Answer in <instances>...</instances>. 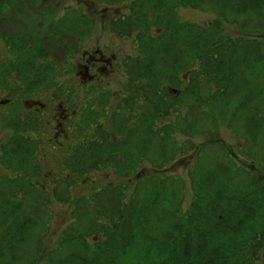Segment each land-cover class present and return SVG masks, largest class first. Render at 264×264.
Segmentation results:
<instances>
[{
	"label": "trees",
	"instance_id": "obj_1",
	"mask_svg": "<svg viewBox=\"0 0 264 264\" xmlns=\"http://www.w3.org/2000/svg\"><path fill=\"white\" fill-rule=\"evenodd\" d=\"M94 1L107 3V8L125 7L127 13L110 21L111 30L125 37L139 33L140 49L147 48L142 55L122 59L121 75L127 73L129 79L122 103L111 110L116 117L100 107L104 120L119 126L111 131L118 138L110 137L98 117L89 126L83 117L82 125L76 122L88 159L77 154L67 159L70 173L83 178L70 181L64 172L51 184L53 191L81 184L86 171L99 169L104 156L116 179L73 201L67 236L57 250L44 252L41 264H264V39L248 37L264 27V0ZM182 8L212 12L220 20L182 23L177 17ZM80 19L87 23L85 16ZM52 23L64 24L60 31L75 35L64 19ZM229 25L239 33H225ZM155 26L159 34L152 32ZM27 37L19 33L17 41L6 40L18 59L0 72V83L27 85L38 74L32 58L42 57L44 66L42 45L33 49ZM161 48L170 52L163 55ZM180 70L184 77L178 76ZM90 95L88 105H97L100 92ZM16 106L23 110L20 101ZM39 123L38 133H25L24 139L8 133L11 139L2 144H7L3 159L27 176L0 180V192L7 190L0 196V264L39 261L23 255L29 241L36 254L43 243L39 233L46 216L41 213L49 202L47 192L32 180L43 182L50 175L30 160L29 154L43 143L39 129L49 132L53 125L46 113L33 122ZM14 130L19 133L16 125ZM231 140L240 145L238 158L249 162L247 168L234 162L239 145ZM176 159L185 162L191 184L186 211L181 209L183 182L174 174L143 176L130 194L127 181H115L123 176L129 180L148 164L172 168Z\"/></svg>",
	"mask_w": 264,
	"mask_h": 264
},
{
	"label": "rangeland",
	"instance_id": "obj_2",
	"mask_svg": "<svg viewBox=\"0 0 264 264\" xmlns=\"http://www.w3.org/2000/svg\"><path fill=\"white\" fill-rule=\"evenodd\" d=\"M0 1V72L4 71L8 66L14 63L15 59H18L16 56L10 54V49H8L6 40L10 39V41L12 40L13 42L17 41L15 37L19 33L28 35V41L26 43L30 46L33 44V49L37 44H40L45 52L44 66L40 63L42 57L31 59L34 68L38 69V74H33L36 78L33 77V80L30 79L27 85L22 86L17 82L15 83V86H11L4 80L3 83H0V94H3L0 96V155L3 154L4 147L2 144L8 133H12L14 137L23 139L25 138L23 136L25 133H30L31 131H34V134L38 133V130L35 129L40 126V123L34 125L33 122L38 121L39 117L44 116V113L49 112L51 106H57V109L59 110L57 111L58 113L55 112L50 115V119L53 123L52 128L57 127L58 130H61L62 128L63 134L65 135V137L62 135V138L59 139L58 143L48 145L51 141H46L44 136H47L48 138L50 137V139L52 136H49V132H44L39 129L42 141L46 142L40 144V147L44 148V153L29 154L31 156V162H37V165H34L35 168H40L41 173L45 174V176L50 172V175H48L46 177L47 179L45 178L43 182L41 179L32 177L33 184L38 187V190L42 193L45 191L49 195V202L43 205L44 212L41 213V215L45 213L46 216V221L45 223H42L43 228L39 233L43 243L37 254L34 249L36 247L30 241L27 249L23 250V255L29 256L31 259H34L35 256V259H39L38 264H41L44 252L46 250H57L60 243H62V240L67 236L66 230H69V224L72 223V215L69 209L73 205V201L77 198L88 196L95 190V188H97V186L102 185V183L109 179H116L115 174L114 177L112 175L111 168L113 166L109 164L107 157L104 156L102 158V163L98 166L99 169H92L90 172L86 171L85 181L80 179L78 183L81 184L68 186V189L71 188L70 191H66L67 188H57L56 191H53L54 189L51 187L53 182L62 179L64 172H66V176L70 181H74L75 178V181L79 178H83L81 177L83 174L78 176L76 172L70 173L69 169H72V165L69 163L70 160L67 159L71 154H77L86 161L88 159V152L85 151V148H83L84 150L81 149L79 145L81 139H77V134L79 135L76 127L77 123L82 125L84 122L85 126H89L88 124H94L97 119L96 117H98L99 121L103 124V128L106 130L108 129V133L111 134L110 137L118 138V135L115 133L113 136L111 131H114L115 126L117 128L119 126L112 123L111 120H104V117L100 114V107H104L106 113H110L111 117H116L115 112H112L111 110L119 103H122L123 94L126 90L125 88L128 85L129 79L127 73L121 75V73L125 71L122 59L127 56H133L134 54L136 56L142 55L147 47L142 45V48L140 49L139 33H134L131 36L128 35L125 37L123 35L119 36L111 30L109 26L110 21L121 16L123 13H127L125 7H112L114 8L112 9L111 6H109L110 8H107V6H105L108 5L107 3H96L94 0H18L15 4L9 2L12 0H8V5L5 3L6 0ZM3 3L4 6H2ZM80 16H85L87 23H84V21L80 19ZM177 17L178 21L182 23L186 22L198 25H206L212 23L214 20H220V16L215 15L212 12L193 10L191 8L179 9ZM62 19L65 20V23L73 26L72 28L75 30H72L74 31L72 33L75 35L64 31L61 32L59 27H64V24L60 25L52 23V20L60 21ZM83 23L86 25H82ZM152 32L159 34L161 29L155 26ZM225 33L237 35L239 30L236 27L229 25L226 27ZM257 34L252 33L249 34L248 37L254 38L256 36L257 38L260 37L264 39V27H260ZM18 42H21V45H24L25 43L20 40ZM11 44L13 45V43ZM174 49L175 47L171 48V50ZM95 51H98L95 55L99 60H101V56H107V53H114V56L118 57L121 61V67H118V71L115 67L112 69L113 72L111 73H109V68L102 73H99L96 70L93 71V69L87 64L88 55L85 56L84 53L90 54ZM160 52L163 55H166L170 50L161 48ZM104 58H102L103 60L101 61L107 60ZM105 66L104 63H100L99 67L104 68ZM184 74L185 73L180 70L178 76L184 77ZM98 75H100L99 80L92 82L86 80L96 78ZM125 76L127 77L125 78ZM124 78L127 82H121ZM82 80H85L86 82H83ZM91 84L92 86L98 85V87H103L108 91L107 94L99 96L100 99L97 101V105L92 106L88 105L89 102H87L92 101L88 100V98L91 97L90 94L93 93L92 88L90 87ZM23 88L26 92H24ZM116 92H121L120 102H117V99H113L111 96V93L113 94ZM73 94H76L78 95V98H81L77 100L78 98ZM28 95L30 96L26 98ZM4 96L5 98H3ZM19 97L21 98L19 99ZM23 97H25L26 100H24ZM124 97L126 96L124 95ZM82 99L85 101L83 104L80 103ZM28 100L42 103L44 106L43 111L32 110L26 105L23 106V110H18L16 108V104L18 105L19 101L23 105V102H28ZM61 100H64L68 104L70 101L75 100V102L79 103L80 107L78 108L69 104L66 108V103ZM6 101L8 104L4 105ZM65 109L68 110V113L76 111L75 116L78 115V119H76V121H66L64 123L62 115L64 114ZM82 117L84 119L83 122H81ZM15 125L19 128L18 134H16L15 130L12 131V128L15 127ZM55 125L56 127H54ZM59 125H61V127H59ZM183 138V136L180 137V139ZM75 140H77V145L74 144ZM231 141L234 145H239L235 140ZM239 148L240 145L236 149L237 154H234V156H236V158L234 157V162L240 165V167L247 168L246 164H249V162L242 158H238L242 156L238 150ZM117 150L120 149L117 148L115 151ZM105 154H108V152ZM178 161L179 160L176 159L171 163L175 169L173 167L164 170L163 168L155 169V166H150L148 164V166L144 165V168L140 170L139 168H141V166H138V174L131 176L129 180L123 176L115 181H127L128 194H130L135 191L134 189L138 180L142 179L143 176L148 178L152 176L154 177L161 172L174 174V176H177L178 181L182 179L181 181L183 182V186L180 188L182 196L184 197L181 209L182 211H186L191 201V184L188 182L187 173L185 174V171L187 170V168H185L186 166H184L185 162ZM8 163L9 161L3 159L2 155V159H0V180H9L10 177L13 176H16L17 178L27 176L24 171H20L22 169L13 167L12 165L10 167ZM64 167L67 169H64ZM73 174L76 176L73 177ZM6 194L7 190L2 193L0 192V196ZM63 196L67 197V200L64 197V201ZM20 198H22V196ZM44 225L45 233L43 232Z\"/></svg>",
	"mask_w": 264,
	"mask_h": 264
},
{
	"label": "flooded vegetation",
	"instance_id": "obj_3",
	"mask_svg": "<svg viewBox=\"0 0 264 264\" xmlns=\"http://www.w3.org/2000/svg\"><path fill=\"white\" fill-rule=\"evenodd\" d=\"M98 53V51H95V52H92V53H84V55L86 56V55H88V65L90 66V68L91 69H93V71H98L99 73H102L104 70L106 71V70H108V68H109V73H111V72H113V70L112 69H114L115 67L117 68V71H118V67H121V61L118 59V57H116V56H114L115 54L114 53H107L106 55L107 56H101L100 57V59L101 60H103L102 58H104V57H106V58H104V59H107V60H105V61H101V60H99L98 58H97V56L95 55V54H97ZM85 59V58H84ZM86 60V59H85ZM100 63H104V68H100L99 66H100ZM102 66H103V64H102ZM99 76L100 75H98L96 78H92V79H86V80H89L90 82H92V81H96V80H99ZM83 82H86L85 80H82ZM82 82V83H83ZM91 88H92V91L94 92V91H99L100 92V94L101 95H105V94H107L108 93V91L105 89V88H101L100 86L98 87V85H96V86H92V84H91V86H90ZM120 94H121V92H116V93H111V96H112V98L113 99H117V102H120L121 101V97H120ZM74 96L76 95V94H73ZM76 98H78V95H76L75 96ZM81 98V97H80ZM80 98H78L77 100H79ZM83 102H85V101H83V99L80 101V103H82L83 104ZM30 103V104H29ZM6 104H8L7 103V101H6V103H4V105H6ZM71 104H72V106H75V107H80L79 106V103L78 102H75V100H72L71 101ZM27 106L28 108L30 107L32 110H35V111H43V109H44V106H43V104L42 103H40V102H33V101H30V100H28V102H26V101H24L23 102V106ZM68 103L66 102V108L68 107ZM74 109V108H73ZM57 111H59L58 109H57V106L56 107H52L51 106V108H50V110H49V112H46V115H48V116H50V115H52V113L54 114L55 112H57ZM65 112H64V114L62 115V117H63V119H64V123L66 122V121H76V119H78L77 118V116H75L76 115V111H73V112H69L68 113V110L67 109H65L64 110ZM58 113V112H57ZM79 113V112H78ZM58 115H60V114H58ZM75 116V117H74ZM54 127H56V125L54 126ZM59 127H61V125H59ZM63 127V126H62ZM49 133H50V135L49 136H52V138L50 139V137L48 138L47 136H44L45 137V140L46 141H51V143H58V141H59V139H61L62 138V135H63V137H65V135L63 134V129L61 128V130H58L57 129V127L56 128H50L49 129ZM9 139H11V137H9V136H7L6 137V139L5 140H9ZM52 139H53V141H52ZM5 140H4V144H5ZM43 143H46L45 141H43ZM83 143H84V141H82L81 140V143L79 144L80 145V147H81V149H83ZM59 144H60V142H59ZM58 144V145H59ZM7 145V144H6ZM6 145H4V147L6 146ZM48 145H51V144H48ZM44 148H41L40 146L39 147H37V149H36V151H35V154H43L44 152Z\"/></svg>",
	"mask_w": 264,
	"mask_h": 264
}]
</instances>
